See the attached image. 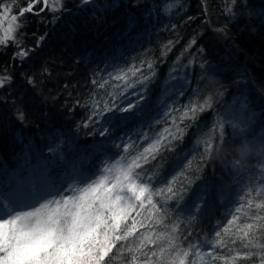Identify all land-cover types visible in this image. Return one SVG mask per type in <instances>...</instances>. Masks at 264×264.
Masks as SVG:
<instances>
[{
	"label": "trees",
	"instance_id": "obj_1",
	"mask_svg": "<svg viewBox=\"0 0 264 264\" xmlns=\"http://www.w3.org/2000/svg\"><path fill=\"white\" fill-rule=\"evenodd\" d=\"M19 22L23 27L17 39L31 49L29 57L21 62L11 41L0 46V74L12 77L10 85L0 87V196L15 192L28 202L23 198L28 194L83 186L122 156L142 151L186 105L211 97V108L181 124L187 131L174 142V150H162L137 171L153 191L173 177L174 189L183 183L182 199L165 203V192L154 200L166 209L165 224L178 220L192 243L214 240L233 215L241 224L250 222L247 209L236 213V208L245 204L250 188L254 203L264 201V161L254 157L260 165L255 169L251 161L237 164L227 151L219 154L249 139L248 118L256 121L250 128L264 129V0H63L61 11L26 13ZM142 61L141 73L149 75L147 62H152L155 75L123 95H109L118 83L115 75L141 67ZM141 95L130 112L93 115L105 102L126 107ZM218 121L224 123L222 140L214 131ZM233 125L247 131L241 134ZM210 133L211 155L202 143ZM126 144L132 146L128 152ZM143 222L138 232L165 230ZM217 251L224 255L227 250ZM116 264H127V259ZM236 264H259V258Z\"/></svg>",
	"mask_w": 264,
	"mask_h": 264
},
{
	"label": "snow or ice",
	"instance_id": "obj_2",
	"mask_svg": "<svg viewBox=\"0 0 264 264\" xmlns=\"http://www.w3.org/2000/svg\"><path fill=\"white\" fill-rule=\"evenodd\" d=\"M83 2L89 3L90 0ZM24 4L20 6V0H0V22L10 16L8 26L0 28V46L7 45L9 41L17 45L19 51L15 55L21 62L29 57L31 49H26L23 40L17 39L23 27L19 21H23L26 13L43 12L45 9L55 13L63 9V0H24ZM37 5L41 7L37 9ZM43 39L40 37V40ZM143 66L142 61L141 67L132 66L116 74L114 79L118 83L113 85L109 95L115 98L129 88L146 84L155 73L152 62H147L149 75L141 73ZM11 80L10 75L0 74V87L10 85ZM106 83H100L99 87L105 88ZM143 98L139 96L136 104L129 102L126 107L115 103L109 106L105 102L103 108L94 111L93 115L102 116L113 109L130 112L138 107ZM211 107V97L186 105L178 118L175 115L171 117V126L163 129L142 151L130 157L122 156L105 167L103 175L83 186L72 185L67 191L57 190L55 194H29L28 202L18 199L15 192L0 196V264H116L125 259L127 264H197L198 260L200 264H215L216 261L236 264L237 260L249 261L253 257H258L259 264H264V243L259 242L264 240V214H261L264 212V201L254 203L251 188L245 204L236 208V213H240L242 208L247 209L245 220L250 222L241 224L240 217L233 215L227 226L215 233L214 240L192 243L189 239L191 234L182 233L178 220L171 225L165 224L166 209L154 200V196H162L165 192L168 193L164 197L165 203L182 199L183 183L174 189L176 178L173 177L165 188L153 191L150 181L145 182L137 171L150 159L155 160L162 150H174V142L182 140L187 131L188 126L181 127V124L185 120L195 121L200 113ZM93 108H99L98 101L93 102ZM24 118L23 111L18 109V119L23 121ZM233 127L241 134L247 131L240 125ZM216 130L222 140V121L216 122ZM106 131L100 134L104 135ZM202 143L204 151L211 155L214 150L213 133ZM123 147L128 152L132 146L126 144ZM188 167H191V161ZM261 167L264 168V165ZM181 175H184L185 181L191 182L187 175ZM178 193H181L179 197ZM48 195H51L50 199ZM252 209L256 210L255 215H252ZM140 210H145L148 215ZM144 219L161 225L165 230L156 231L153 228L138 232V226L145 227ZM237 241L240 242L238 249L235 247ZM205 244L207 251H202ZM218 249L227 251L221 255Z\"/></svg>",
	"mask_w": 264,
	"mask_h": 264
},
{
	"label": "clouds",
	"instance_id": "obj_3",
	"mask_svg": "<svg viewBox=\"0 0 264 264\" xmlns=\"http://www.w3.org/2000/svg\"><path fill=\"white\" fill-rule=\"evenodd\" d=\"M225 151H227L229 155H232L236 162L242 165L247 164L253 157L264 161V141L256 138L242 140L230 150H222L219 155L223 156Z\"/></svg>",
	"mask_w": 264,
	"mask_h": 264
},
{
	"label": "rangeland",
	"instance_id": "obj_4",
	"mask_svg": "<svg viewBox=\"0 0 264 264\" xmlns=\"http://www.w3.org/2000/svg\"><path fill=\"white\" fill-rule=\"evenodd\" d=\"M21 6H25V4H24V1H23V3L21 4ZM9 17L8 16H6V19L4 20V21H2V22H0V28H6L7 26H8V24H5L4 25V22H6L7 21V19H8ZM247 122L244 124L245 126H247L249 129H248V131L247 132H250V133H248V135H249V139H251V138H256V139H258V140H261V138L262 137H264V129H262V128H260V129H254V128H250V126H253V125H255L256 124V121L254 122L253 121V119H251V118H248L247 120H246ZM101 123L103 122L102 120L100 121ZM250 124V125H249ZM256 128L257 127H259V125L257 126H255ZM254 158V157H253ZM253 158H251L248 162H252L254 165H255V169H259L260 167V165L258 166V164L255 162V161H253L252 159ZM258 159V158H257ZM256 160V159H255ZM104 173H102L101 175H103ZM243 184H244V182H243ZM27 195V194H26ZM23 198H27V200L29 199V194L27 195V197H23ZM143 212H144V214H146V211L145 210H143ZM146 216V215H145Z\"/></svg>",
	"mask_w": 264,
	"mask_h": 264
},
{
	"label": "flooded vegetation",
	"instance_id": "obj_5",
	"mask_svg": "<svg viewBox=\"0 0 264 264\" xmlns=\"http://www.w3.org/2000/svg\"><path fill=\"white\" fill-rule=\"evenodd\" d=\"M24 1V0H23Z\"/></svg>",
	"mask_w": 264,
	"mask_h": 264
}]
</instances>
